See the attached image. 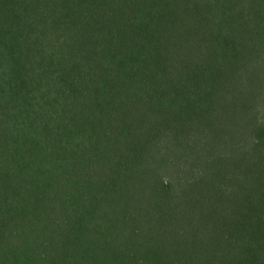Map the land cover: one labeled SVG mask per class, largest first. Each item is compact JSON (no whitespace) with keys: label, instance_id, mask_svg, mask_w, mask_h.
<instances>
[{"label":"trees","instance_id":"trees-1","mask_svg":"<svg viewBox=\"0 0 264 264\" xmlns=\"http://www.w3.org/2000/svg\"><path fill=\"white\" fill-rule=\"evenodd\" d=\"M0 264H264V0H0Z\"/></svg>","mask_w":264,"mask_h":264}]
</instances>
